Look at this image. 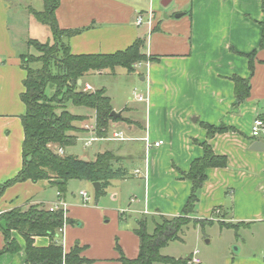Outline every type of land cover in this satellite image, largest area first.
Segmentation results:
<instances>
[{"label": "crops", "instance_id": "crops-1", "mask_svg": "<svg viewBox=\"0 0 264 264\" xmlns=\"http://www.w3.org/2000/svg\"><path fill=\"white\" fill-rule=\"evenodd\" d=\"M164 1L60 0L56 9L61 28L81 30L69 40L75 54L114 53L143 38V51L158 58L155 62L149 58L139 61L133 72L140 77L139 94L146 101L137 99L117 108L105 87L114 110L125 118L111 121L109 129H120L127 139L100 137L101 149L93 159L106 150L120 157L116 166L127 174L112 184L121 181L122 185H115L103 201L96 197L93 205L64 196L67 215L73 221L64 226V250L68 252L79 243L81 255L91 260L84 264H122L117 244L126 257H137L138 220L147 217L149 228L150 220L154 224L160 216L174 217L182 212L192 189L186 174L193 160L204 154L205 142L215 153L226 156L228 165L207 170L194 218L220 225L222 221L240 223L238 227L222 226L238 231L244 228L254 236L264 234V131L259 137L251 133L254 122L264 115V0H171L176 4L172 12L162 9ZM44 7V0H0V185L15 177L23 164L26 104L21 94L26 70L21 55L33 50L29 39L52 40L50 27L32 13ZM151 11L152 25H138V16L147 20ZM178 13L181 16L177 17ZM254 51L252 71L247 55ZM109 71L90 72L82 83L91 84L94 90L103 88L86 77ZM234 76L249 79L252 86L250 97L239 105ZM78 115L89 117L76 122L81 130L73 134L79 140L94 133L86 126L95 124V111ZM203 124H224L229 130L209 137ZM146 136L164 144L147 149ZM135 159L141 166L130 168L128 163ZM141 178L143 192L132 194L128 204L121 203L126 184L135 187L137 182L132 180ZM57 199L58 189L50 180L18 182L0 197V215L28 203L48 207ZM13 236L22 250L0 254V264H26L25 240L16 231ZM49 243L47 236L35 237L37 246ZM4 246L0 230V250ZM228 264H264V256L248 254Z\"/></svg>", "mask_w": 264, "mask_h": 264}, {"label": "trees", "instance_id": "trees-1", "mask_svg": "<svg viewBox=\"0 0 264 264\" xmlns=\"http://www.w3.org/2000/svg\"><path fill=\"white\" fill-rule=\"evenodd\" d=\"M60 0H44V10H32L35 18L48 25L52 40L40 41L29 39L28 46L35 48L39 55L24 53L21 55V66L26 70L24 92L21 99L26 104V113L22 116L24 141L22 146L23 164L19 173L0 185V197L6 189L18 182L31 180H50L61 195L67 194L70 180H84L91 183L101 182L102 188L97 191L98 197L105 194L106 189L114 180L122 179L127 171L116 166L120 157L112 151L98 153L95 159L85 160L83 157L68 153L67 149L76 145L78 136L73 132L81 129L76 122H84L88 116L78 115L69 110V105L86 107L95 111V131L98 137H107L111 121L125 120L123 116L113 117L114 107L105 87L93 91H84V83L80 79L93 71L110 70L117 67L125 68L129 73L135 72V64L149 58L158 60L155 55L147 56L143 51L146 40L138 38L124 50L114 53H83L71 51L69 40L81 30L64 29L59 26L56 9ZM264 7V1H263ZM264 29V22L262 23ZM61 52V55H59ZM256 51L247 55L250 69H254ZM236 105L245 102L251 95L249 79L234 76ZM264 121V115L258 117ZM212 137L217 133L226 132L229 127L222 125L203 124ZM204 154L193 160L186 177L192 183L190 196L182 212L174 217L160 216L154 221L153 232L148 230V218L138 220L136 233L140 238L138 256L126 257L117 244L122 264H191L190 259L175 258L162 253L169 242L180 238V233L190 223H212V220L194 218L200 199V190L207 180V170L213 167H225L228 159L215 153L212 146L203 143ZM59 149H63L61 154ZM50 206L29 204L26 207H15L0 215V230L5 237L3 253H18L22 250L20 243L13 236L18 232L25 240L26 264H84L91 260L81 255L83 247L76 243L65 252L61 243L60 230L72 219L65 217L63 211H51ZM3 222V224L1 223ZM222 221L221 225L238 227ZM47 236V246H37L35 237Z\"/></svg>", "mask_w": 264, "mask_h": 264}, {"label": "rangeland", "instance_id": "rangeland-1", "mask_svg": "<svg viewBox=\"0 0 264 264\" xmlns=\"http://www.w3.org/2000/svg\"><path fill=\"white\" fill-rule=\"evenodd\" d=\"M175 5L174 1L167 6L162 4V9L172 12L176 7ZM45 27L47 28V26ZM40 29L42 34L43 28ZM42 36L43 35H40L38 38L42 40ZM33 50V53H31L32 51L27 53L39 55V52L35 48H33ZM59 55H61V52H59ZM106 73L107 74L86 77V80H90L96 85L107 87L110 91V95L113 97L114 105L117 108H121L126 103L137 101L134 92L137 91V93H142L138 86L141 83L138 74H128L122 67L117 68L116 74H113L112 71ZM69 110L77 114L91 113L90 108L72 105H69ZM90 125L95 127V124ZM119 130L118 128H110L107 134L108 137H111L114 131ZM92 131L94 133H88L80 138L76 145L69 149L68 153L77 154L81 157L87 156L93 159L95 152L101 149L100 146L102 142L95 140L90 145H86V141L96 134L95 129H92ZM140 153L144 155V151L141 150ZM138 157L140 156L138 155ZM128 165L130 168H136L141 166V163L139 159H135L134 161H130ZM136 180L137 179L132 180L133 184L137 182L135 187L126 184L124 189L125 194L120 199L121 203L128 204L132 194L143 192L144 179L141 178L139 181ZM139 182L142 184L139 185ZM115 185H122V182L115 181L112 186L106 189L104 195L98 197L93 183L84 180H70L68 183L67 197L73 202H80L83 204L84 201L81 196V191H86L90 197L89 205H93L96 202V197L100 198L101 201H103L106 196L108 197L110 193L114 191ZM151 221L152 220H150L148 228L149 232H153L154 229V224ZM258 233L259 234L254 236L252 232L246 231L244 228L239 231L237 229L227 228L220 225L218 221H215L213 224L207 223L204 226L190 223L180 233V238L170 241L168 246L162 249V253L175 258L189 259L195 251H199L198 257L202 264H228L229 260L248 254L264 256V234ZM154 264L166 263L156 262Z\"/></svg>", "mask_w": 264, "mask_h": 264}, {"label": "built area", "instance_id": "built-area-1", "mask_svg": "<svg viewBox=\"0 0 264 264\" xmlns=\"http://www.w3.org/2000/svg\"><path fill=\"white\" fill-rule=\"evenodd\" d=\"M153 18L154 17H153L152 11L150 12L149 17H148L147 20H144V17L142 15H140L137 18V24L138 25H142L143 23H147L150 26L153 23ZM138 64L139 63H136L135 66H138ZM83 89H84V91H93L94 90L93 86L91 84H89V83H85ZM134 95H135L136 99H138L140 101H146L147 100V98L143 94H139V93H137V91L134 92ZM86 127L87 128L90 127L91 130L95 129L94 126L87 125ZM263 131H264V121L262 119H257L254 122V125L252 127V131H251L252 136L253 137H259ZM99 138L100 137H98L95 134V136L91 137L90 139H88L86 141V145H90L93 141L98 140ZM108 138L112 139V140H125V139H127V137L125 136V134L122 131H115V132H113L112 136L108 137ZM144 140L146 142L147 149H150L152 146L160 147L161 145L164 144L163 140L151 141L148 136H146L144 138ZM59 152L61 154H63L64 150L63 149H59ZM137 172H139V171H137ZM81 196L83 198L84 203H88L90 201V197H89V195H88V193L86 191H81ZM49 208H50L51 211H57V210L61 209L63 211V213H64V216L65 217L68 216L67 215L68 214V204H67L66 200L64 199V197L61 195V193L59 191H58V199L55 202H53L50 205ZM63 235H64V227L60 230L61 243H62V245L64 247V241H63V238H62ZM198 254H199V251H195L192 254V257L190 259V263L191 264H200L201 263V260L198 257ZM64 264H66V263H64Z\"/></svg>", "mask_w": 264, "mask_h": 264}, {"label": "water", "instance_id": "water-1", "mask_svg": "<svg viewBox=\"0 0 264 264\" xmlns=\"http://www.w3.org/2000/svg\"><path fill=\"white\" fill-rule=\"evenodd\" d=\"M170 1H171V0H166V1H164V2H163V5H164V6H167V5L170 3ZM181 14H182V13H178V14H177V17L181 16ZM81 83H82V79L79 80V84H81ZM121 115H122V114H121L120 112H117V111H115V110H113V112H112V116H113V117H121ZM84 159L87 160L86 157H85ZM93 185H94V187H95V189H96L97 191H99V190L102 188V184H101V182H94Z\"/></svg>", "mask_w": 264, "mask_h": 264}]
</instances>
